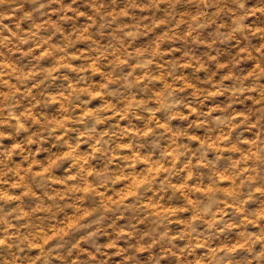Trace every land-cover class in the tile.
<instances>
[{
  "label": "clouds",
  "instance_id": "9594fccd",
  "mask_svg": "<svg viewBox=\"0 0 264 264\" xmlns=\"http://www.w3.org/2000/svg\"><path fill=\"white\" fill-rule=\"evenodd\" d=\"M0 264H264V0H0Z\"/></svg>",
  "mask_w": 264,
  "mask_h": 264
}]
</instances>
